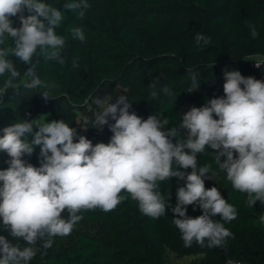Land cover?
Listing matches in <instances>:
<instances>
[{
	"label": "clouds",
	"instance_id": "obj_1",
	"mask_svg": "<svg viewBox=\"0 0 264 264\" xmlns=\"http://www.w3.org/2000/svg\"><path fill=\"white\" fill-rule=\"evenodd\" d=\"M90 6L88 0H68L63 5L80 20ZM64 14L44 0H0V44L6 36L13 42L11 47L0 48V76L9 74L5 89L15 87L12 81L20 76L8 59L10 55L31 65L25 73L31 78L29 88L42 84L35 72L34 56L65 63L62 49L66 38L57 34ZM13 17L19 20V27L13 26ZM248 27L251 37L257 38L256 27ZM69 32L74 40L86 39L81 27H71ZM194 40L197 46H207L211 37L197 32ZM224 79L223 97L212 98L205 106L192 107L183 115L180 128L187 130V139L176 143L172 142L179 136L176 127L165 128L168 120L156 115L143 119L130 112L131 103L124 95L115 103L109 102L110 96L94 101L102 110L93 127L107 125L113 134L107 144L93 145L64 120L25 119L4 127L0 152L10 159L9 166L0 170V230L8 231L25 246L0 235V264H29L41 249L46 254L54 237L73 232L83 219L79 213L95 209L110 212L128 196L144 215L153 219L164 216L170 204L158 190L159 182L172 177L186 182L178 187L172 207V222L184 246L196 243L226 249L227 239L235 237L224 222L235 220L237 209L217 187H205L211 166L198 167L197 154L206 147L215 150L214 160L232 187L247 194L246 206L253 207L257 201L264 204V81L244 77L236 70L226 71ZM150 87L155 89L156 85ZM163 92L170 94L167 88ZM157 95V91L151 92L153 98ZM42 96L45 100L50 97L48 92ZM109 118L114 123H109ZM29 134L30 141L26 138ZM77 136L78 142H74ZM36 146L40 147L39 167L23 158L32 156ZM174 164L191 171L175 170ZM189 205L199 207L202 215L189 217ZM65 211L67 219L62 215ZM217 215L220 221L213 219ZM259 222L264 225V215Z\"/></svg>",
	"mask_w": 264,
	"mask_h": 264
},
{
	"label": "trees",
	"instance_id": "obj_2",
	"mask_svg": "<svg viewBox=\"0 0 264 264\" xmlns=\"http://www.w3.org/2000/svg\"><path fill=\"white\" fill-rule=\"evenodd\" d=\"M44 2L65 13L57 29V34L66 38L62 49L65 63L34 56L41 86L8 87L5 97L1 89L5 88L9 74L0 76V135L17 117L32 120L45 115L49 121L64 120L76 129L78 136H85L93 145L107 144L113 134L107 125L102 129L93 127L96 115L102 110L94 108V101L117 93L118 97H127L131 103L129 111L139 117L147 119L156 115L161 120L167 119L165 128L176 127L179 131V136L172 138L176 143L187 139V130L180 128V124L186 113L184 107L192 99L188 76H192V81L195 76V85L201 93L197 108L205 106L203 92L210 79L222 75L223 70H236L244 77L264 81V61L260 69L253 65L256 59H264V0H88L91 6L83 20L75 12L64 9L68 0ZM195 15H200L201 20L189 19ZM12 19L13 26L19 27V20ZM249 24L259 32L255 39L250 35ZM74 26L83 29L84 42L71 37L69 29ZM197 32L211 37L207 46H197L194 40ZM11 46V38L6 36L0 48ZM235 50L254 58L242 59L231 68L229 61ZM201 54L222 62L206 64L200 61ZM11 58L16 57L10 55L8 59ZM14 66L19 72L21 66ZM23 66L31 67L25 63ZM221 79L223 97L224 75ZM152 84L156 85L155 89L150 87ZM164 88L170 94H165ZM153 90L158 93L155 98L151 96ZM44 92L50 96L47 100L42 96ZM109 123L114 121L109 118ZM78 136L74 142H78ZM26 138L30 141L32 136ZM214 152L206 147L197 154V166H211L208 173L211 178H205V187H217L222 197L237 209V218L224 222L235 237L227 239L226 249L201 247L196 243L184 246L172 222V207L176 204L178 187L186 182L172 177L159 182L158 190L170 204L164 216L153 219L144 215L138 203L122 192L128 198L110 212L95 209L79 213L83 219L73 232L66 237H54L46 254L41 249L29 264H167L168 249L181 256L206 254L218 260V264H227L232 259L264 264V225L259 222V217L264 215V204L257 201L253 207L246 206L247 194L232 187L226 172L215 162ZM39 153L40 147L36 146L32 156L23 158L39 167ZM173 168L191 171L175 164ZM187 215L195 218L202 215V210L189 205ZM213 219L221 220L219 215ZM103 230L109 231V245L102 239ZM0 235L25 246L8 231L0 230Z\"/></svg>",
	"mask_w": 264,
	"mask_h": 264
},
{
	"label": "rangeland",
	"instance_id": "obj_3",
	"mask_svg": "<svg viewBox=\"0 0 264 264\" xmlns=\"http://www.w3.org/2000/svg\"><path fill=\"white\" fill-rule=\"evenodd\" d=\"M191 20H195V21H200L201 17L200 15H195L192 16L191 18H189ZM252 59L254 57L250 56L249 54H247L246 52L240 51V50H235L230 57V67L234 68L238 62L242 59ZM201 62H204L206 64H219L222 62V60L211 56L209 54H201L199 57ZM263 59V58H262ZM262 59H256L257 60H262ZM10 60H12V62L14 64H19L21 66V68L19 69V73L20 76L16 79H14L12 81V83L16 86V85H27L30 82V77H27L25 75V73L27 72V68L23 66V62L16 59V58H11ZM264 61V60H263ZM263 65V64H262ZM261 65V68H262ZM226 72V70L222 71V75H224V73ZM37 75V74H36ZM222 75H218L215 76L213 78L210 79L209 83L206 85L205 90L203 92V96H204V100H205V104L211 100L212 98H220L221 97V93H222V79L221 76ZM2 78V77H1ZM187 80L190 83V88L192 91V99L190 101H188L184 107L185 112L189 111L192 107H195V105L197 104V102L199 101L200 97H201V93L198 90V87L196 85L193 84L192 81V76H188ZM7 81V79L5 80V82ZM37 88V87H36ZM1 93L2 96L5 97L6 96V89L2 88L1 89ZM111 100L109 101L110 103H115L117 98H118V94L115 93L113 95H110ZM94 108H100L99 106H97L94 102ZM25 119L21 118V117H17V119L15 120V123L17 122H22ZM32 120H38L40 122H51L49 121V119H47V117L45 115H38L35 116ZM9 160V157L6 153L4 152H0V170H4L6 169L9 165L7 163V161ZM63 217L65 219L68 218V215L66 212H64ZM102 239L104 241V243L106 245H109L110 239H109V231L108 230H103L102 234ZM166 258H167V264H218V260L211 258L209 256H207L206 254H193V255H185V256H181L176 254L175 252L171 251V250H167L166 251ZM249 264L245 261L242 260H237V259H232L230 260L227 264Z\"/></svg>",
	"mask_w": 264,
	"mask_h": 264
},
{
	"label": "built area",
	"instance_id": "obj_4",
	"mask_svg": "<svg viewBox=\"0 0 264 264\" xmlns=\"http://www.w3.org/2000/svg\"><path fill=\"white\" fill-rule=\"evenodd\" d=\"M261 59H262V58H261ZM263 60H264V59H262V60H257V61H255V62H253L254 67H255L256 69H260L261 66H260V67H256V64H260V65H262V64H263Z\"/></svg>",
	"mask_w": 264,
	"mask_h": 264
}]
</instances>
